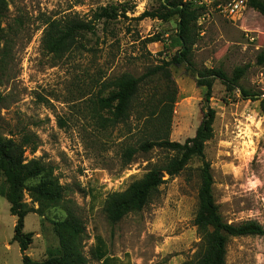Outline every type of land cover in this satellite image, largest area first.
I'll use <instances>...</instances> for the list:
<instances>
[{"label": "rangeland", "instance_id": "rangeland-1", "mask_svg": "<svg viewBox=\"0 0 264 264\" xmlns=\"http://www.w3.org/2000/svg\"><path fill=\"white\" fill-rule=\"evenodd\" d=\"M206 8L198 21L193 51L196 70L222 69L231 75L246 68L240 85L264 97V16L247 6L235 16L223 10L233 0H199ZM114 11L115 19H99V9ZM156 0H9L4 26L12 38L11 52L0 60V133L15 138L36 136L40 159L64 187V200L30 213L24 232L32 234L26 254L45 261L61 246L58 225L76 218L84 233L80 248L88 264H197L213 250L214 229L194 225L198 211L200 162L161 185L140 211L112 225L103 212L110 193L124 192L169 155L155 147L138 151L125 165L123 152L139 146L143 136L142 106L155 91L144 86L137 113L127 123L105 125L100 98L108 95L107 81L129 73L140 77L169 60L177 48L171 40L178 17L167 22L143 18L158 8ZM67 17L90 22L94 30L79 37V50L57 59L42 50L49 19ZM178 88L170 139L184 143L195 136L209 108L216 112L214 137L205 148L214 178L213 194L229 223L254 220L264 227V114L259 100L244 99L214 81L211 98L198 87L195 72L185 65L171 67ZM142 104V105H141ZM9 188L0 179V264H21L22 252L13 242L16 217L3 196ZM93 190L95 198L89 195ZM25 201L39 208L26 193ZM100 238L106 260L97 258ZM226 264H264V236L231 238Z\"/></svg>", "mask_w": 264, "mask_h": 264}, {"label": "trees", "instance_id": "trees-1", "mask_svg": "<svg viewBox=\"0 0 264 264\" xmlns=\"http://www.w3.org/2000/svg\"><path fill=\"white\" fill-rule=\"evenodd\" d=\"M158 8L143 13V18L158 19L167 22L177 16V33L171 40V47L177 48L169 60L149 68L145 74L135 77L125 73L107 81L103 87L109 89L105 98H100L104 110L110 112L109 118H103L105 125L115 126L127 123L137 113L144 86L155 83V91L142 106L141 118H144L142 140L137 148L127 147L123 152L125 165L133 161L138 151L149 152L155 147L169 155L161 164H156L144 177L134 181L124 192L110 193L103 200L102 209L112 225L120 222L127 214L142 210L166 183L162 174L170 178L178 176L188 169L189 164L200 162L198 193V211L194 225L204 231L206 227L214 229V246L206 251L197 264H226L227 245L231 238L246 236H264V227L257 221L250 220L239 224L229 223L221 214L220 207L213 194L214 178L210 162L206 158L205 148L214 137L216 112L209 108L200 123L195 136L184 143L170 139L174 107L177 101L178 88L173 79L171 67L185 65L195 72L198 87L207 89L209 101L214 81L220 80L228 92L238 90L244 99L259 100L264 114V97L261 93L251 92L240 85L246 74V68H236L231 75L222 69L204 68L196 70L193 63V51L198 41V21L206 8L199 0H156ZM247 6L264 16V0H245ZM9 9V0H0V60L7 58L11 52L12 38L4 26V19ZM117 14L107 7L99 9L98 18L115 19ZM94 30L92 23L75 17L49 19L45 22L42 35V50L54 58L61 59L66 54L83 47L79 37L84 32ZM264 59V56H263ZM142 105V104H141ZM32 134L23 133L20 138L0 133V179L5 175L9 188L3 196L10 204V213L16 217L13 242L19 245L22 252L21 264H88L80 248L84 228L80 222L69 217L58 227L61 232L70 231L61 236V246L51 258L45 261H34L27 254L32 243V234L24 232L25 218L30 213L43 216V209L50 204L64 200L65 189L50 173L46 165L37 158L29 159L28 152L35 154L38 142ZM26 193L39 208L30 206L25 201ZM89 195L95 198L93 190ZM97 243V258H106L105 246L100 238ZM106 260V259H105Z\"/></svg>", "mask_w": 264, "mask_h": 264}, {"label": "built area", "instance_id": "built-area-1", "mask_svg": "<svg viewBox=\"0 0 264 264\" xmlns=\"http://www.w3.org/2000/svg\"><path fill=\"white\" fill-rule=\"evenodd\" d=\"M245 7V0H233L225 6L223 11L229 16H235L238 14L239 10H242Z\"/></svg>", "mask_w": 264, "mask_h": 264}, {"label": "water", "instance_id": "water-1", "mask_svg": "<svg viewBox=\"0 0 264 264\" xmlns=\"http://www.w3.org/2000/svg\"><path fill=\"white\" fill-rule=\"evenodd\" d=\"M163 175V174H162Z\"/></svg>", "mask_w": 264, "mask_h": 264}]
</instances>
